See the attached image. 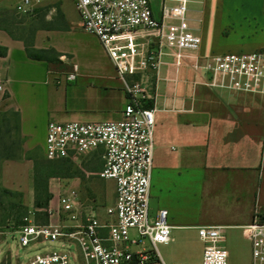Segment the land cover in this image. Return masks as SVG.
I'll return each instance as SVG.
<instances>
[{
    "label": "built area",
    "instance_id": "2783aa9c",
    "mask_svg": "<svg viewBox=\"0 0 264 264\" xmlns=\"http://www.w3.org/2000/svg\"><path fill=\"white\" fill-rule=\"evenodd\" d=\"M43 0H18L15 14L28 15ZM80 28L94 36L111 61L126 96L121 119L108 122H48L43 152L46 160L74 161L96 153L101 168L95 177L114 182L113 203L100 218L95 205L83 202L78 191L58 186L48 221L0 230V246L15 238L21 249L34 253L12 261L0 249V264H165L157 246L170 242L167 212L149 207L154 148L155 106L160 68L173 71L171 98L177 86H202L211 91L264 95V50L201 58V40L189 26L192 0H161L159 15L150 0H72ZM66 81L78 74L69 64ZM181 71L191 78H179ZM153 73L151 94L141 78ZM136 77H138L136 79ZM201 261L171 264H228L223 226H199ZM250 247V264H264V221L254 217L240 228ZM53 245V248L46 244Z\"/></svg>",
    "mask_w": 264,
    "mask_h": 264
},
{
    "label": "crops",
    "instance_id": "0c3cea01",
    "mask_svg": "<svg viewBox=\"0 0 264 264\" xmlns=\"http://www.w3.org/2000/svg\"><path fill=\"white\" fill-rule=\"evenodd\" d=\"M150 3L157 17L161 0H150ZM194 5L201 7L194 8ZM204 9L213 10L220 29L230 27L229 49L264 50V0H192L187 19L201 40L199 54H206L207 49L204 42L208 37L201 35L206 25L202 19ZM194 13L199 17L193 16ZM196 22L197 28L194 26ZM36 35L33 47L44 50L43 45L37 43ZM0 47L6 50L4 55H0V108L17 113L18 133L24 152L38 148L44 157L48 122L121 119L126 96L102 48V51L91 52L94 58L100 59V65L91 68L76 63V79L68 82L65 77L70 68L61 75H55L57 70L51 69L50 63L28 58L23 42L11 39L1 30ZM149 74L153 76V73L146 72L141 78L146 89L153 94L154 76L150 87L146 84ZM159 76L150 182V200L155 198L157 207L151 212L155 214L158 210H165L170 230H196L199 226L240 229L252 222L254 209L264 221V95L211 91L202 86L193 90L191 85L180 83L173 99L170 96L173 84L165 81V78L173 77L172 69L162 66ZM191 76L188 71L179 74L180 79H190ZM62 85L68 92L88 89L100 98V102L85 110L67 112L59 100ZM84 156L98 157L96 153ZM24 163L33 171L29 159L5 161L1 166L0 183L3 188L19 192L28 199L33 197V186L23 190L13 177V172ZM191 184H196L201 194L198 221L180 224L177 204L184 192L189 196ZM65 187L70 188L69 185ZM223 192L230 196L231 202L246 203L244 220L218 215L217 207L212 204L216 200L218 202Z\"/></svg>",
    "mask_w": 264,
    "mask_h": 264
},
{
    "label": "rangeland",
    "instance_id": "374dc122",
    "mask_svg": "<svg viewBox=\"0 0 264 264\" xmlns=\"http://www.w3.org/2000/svg\"><path fill=\"white\" fill-rule=\"evenodd\" d=\"M18 0H1L0 10L13 13L14 4ZM194 8L201 6L194 5ZM60 11V15L57 14ZM189 12V11H188ZM189 15V13H187ZM193 16L199 17L198 13ZM22 17V16H21ZM202 19L205 25L201 35L208 37L204 43L207 45L206 54H199L201 58L212 57L224 54L251 53L253 51H234L228 48V39L231 34L230 27L220 29L216 25L213 10L204 9ZM210 24V25H209ZM33 26L37 29V43L43 45L46 50L41 55L50 60L51 69L57 70L55 75H61L69 70V64L80 63L85 67L99 66L100 59L94 58L93 51L101 50L100 44L91 35L86 34L80 28L78 15L74 9L72 0H43L41 6L25 15L19 28H28ZM198 27L197 22L194 25ZM204 27V25H203ZM25 36V34H20ZM197 35V34H196ZM49 50H53L58 56H55ZM199 53V52H198ZM106 60L112 66L111 61ZM188 78H182V80ZM153 81L152 74L148 75L147 83ZM93 82V81H91ZM147 85V86H148ZM59 100L62 106L66 107L67 112L75 109H83L96 106L100 98L88 89L81 88L76 91H65L64 86L59 90ZM112 98H110L111 102ZM106 101V98H104ZM103 101V102H104ZM13 111L0 108V154H6L15 157L12 160L24 161L30 159L31 164L38 169L51 168L53 174L47 179L48 200L45 199L44 192L39 189L38 205H35V194L33 197L25 198L19 192L10 191V194L3 193V187L0 183V230H10L23 218H32L36 224H44L45 210L54 206V196L57 193V187L70 186L78 191L83 202L95 205L94 209L100 218H104V210L113 203L115 185L111 180H102L95 177V173L101 168V161L96 156H83L71 163H48L43 157L41 149L34 148L29 152L22 149V140L18 133L16 117ZM65 123V122H64ZM11 160V159H9ZM6 159H0V167ZM1 177V172H0ZM13 177L21 184L22 189L33 186V171L27 163L20 164L18 171L13 172ZM182 194V199L177 204L176 213L179 216L180 224H193L198 221L201 206V194L196 184H191L188 190ZM226 192L218 198V202L212 205L217 207L219 216L224 218H234L235 220L245 219L246 203L237 204L229 200ZM46 205V207H45ZM45 207V208H44ZM150 210L157 207L156 199H149ZM251 217L261 219L257 210L252 211ZM224 246L228 252V264H250V247L247 240L242 236L240 229L224 230ZM170 241L167 244L157 246V252L165 264L171 263H196L201 261L203 242L198 237L197 230L192 228L171 229ZM53 248V245L46 244ZM0 249L9 252L12 261L19 256L20 261L31 256L34 251L21 249L17 246L15 238L7 239L6 244L0 246Z\"/></svg>",
    "mask_w": 264,
    "mask_h": 264
},
{
    "label": "trees",
    "instance_id": "16d2710c",
    "mask_svg": "<svg viewBox=\"0 0 264 264\" xmlns=\"http://www.w3.org/2000/svg\"><path fill=\"white\" fill-rule=\"evenodd\" d=\"M57 14L60 15V11L57 10ZM25 15H23L22 17L15 14L14 11L13 13H8V12H3L2 10H0V30L4 31L5 33H7V35L13 39V40H19L22 41L24 44V48H25V53L27 55L28 58L33 59V60H42V61H46L48 63H51L50 60H47L46 58H44L41 53L45 52L46 50H36L33 47V40H34V35L37 31L36 28H34L32 25L29 26L28 28H19V24L22 22V18ZM25 34V36L20 35V34ZM5 48L0 47V55H4L5 54ZM50 52H52L56 57L58 56L53 50H49ZM13 113V112H12ZM13 115H15L16 117V123H17V127H18V115L17 113H13ZM15 157L10 156L8 154H6L5 152L0 154V159H14ZM30 160V159H29ZM46 160V159H45ZM48 163H71V161L68 160H60V161H49L46 160ZM0 172H1V167H0ZM53 174V170L51 168H47V170L45 171L44 169H38L35 165H33V189H34V194H35V205H38V200H39V194H38V190L41 189L44 194H45V199L48 200L49 195L47 194V179L49 177H51ZM3 193L5 194H10L9 190L3 188ZM46 207V205H45ZM44 207V208H45ZM45 217V221L44 223H47L48 221V217L47 214H44ZM20 224H22L21 221H19L15 227L19 226Z\"/></svg>",
    "mask_w": 264,
    "mask_h": 264
}]
</instances>
